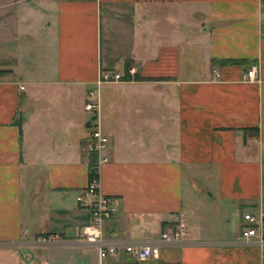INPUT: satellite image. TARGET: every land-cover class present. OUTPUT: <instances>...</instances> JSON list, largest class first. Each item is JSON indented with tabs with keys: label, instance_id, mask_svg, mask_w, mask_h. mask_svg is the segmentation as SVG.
Returning a JSON list of instances; mask_svg holds the SVG:
<instances>
[{
	"label": "crops",
	"instance_id": "1",
	"mask_svg": "<svg viewBox=\"0 0 264 264\" xmlns=\"http://www.w3.org/2000/svg\"><path fill=\"white\" fill-rule=\"evenodd\" d=\"M18 3L17 29L13 12L0 14V264L54 249L90 252L97 264L82 236L90 212L76 201L89 181L86 103L98 105L107 140L99 189L116 204L105 242L159 248L142 264H264L240 239L243 217L264 215V4ZM36 16L42 37L26 25ZM32 33L34 49L21 48ZM104 73L124 80L98 85ZM179 223L185 241L163 242ZM43 236L60 242L36 247Z\"/></svg>",
	"mask_w": 264,
	"mask_h": 264
},
{
	"label": "built area",
	"instance_id": "2",
	"mask_svg": "<svg viewBox=\"0 0 264 264\" xmlns=\"http://www.w3.org/2000/svg\"><path fill=\"white\" fill-rule=\"evenodd\" d=\"M264 4V0H258ZM135 70L128 71L133 76ZM124 80V76L115 73H104L98 80L101 84H117ZM243 80L252 83L256 80V69L251 68L243 77ZM22 90V89H21ZM91 98L93 94L89 95ZM85 111L92 115L89 126V136L85 145V152L95 159V175L89 180L87 187L76 199L77 203L90 212V224L83 228L82 236L85 244L95 249L97 264H105L110 258H117L119 255L132 258L137 264L157 260L160 256L159 248L150 244L139 246H118L108 244L104 241V226L111 220L115 212V202L105 197L99 189V169L109 162L106 157L107 140L96 124L98 105L85 104ZM243 222L246 226L240 232V239L244 245H253L261 251L264 260V215L255 219L253 216L245 215ZM188 237L186 227L179 223L177 227L169 228L161 234V240L166 243L182 244ZM60 239L56 236H43L36 238V247H52L58 244Z\"/></svg>",
	"mask_w": 264,
	"mask_h": 264
},
{
	"label": "rangeland",
	"instance_id": "3",
	"mask_svg": "<svg viewBox=\"0 0 264 264\" xmlns=\"http://www.w3.org/2000/svg\"><path fill=\"white\" fill-rule=\"evenodd\" d=\"M20 0H0V14H6L13 12L15 14V21H11V26L13 25V29L18 28V21L16 20V17L18 19H23V14L21 9L25 8L24 5H20L18 3ZM9 5L8 8L5 10H2L1 7ZM17 15V16H16ZM37 19L32 18V20H38L39 24H32V26L26 22V25L28 27V30H38L40 33L38 36L42 37L43 31H41L42 28L46 26V20L44 18H39V16H36ZM22 25V24H21ZM30 26V27H29ZM31 28V29H30ZM31 38L25 39L24 43L21 41L20 42V47L21 48H26L27 50H33L35 46V42L37 41V38H39L37 35L34 36V33L31 34ZM16 45V44H15ZM14 45V46H15ZM33 54V53H31ZM41 252V259L39 261H36L34 258L28 263V264H96L95 260L93 258V254L90 252H79V253H71L66 250H51L50 252L40 250ZM50 254H53V259L51 262H48L46 259L47 256ZM71 261V262H70ZM21 262L23 264H27V262L24 260L23 257H21ZM68 262V263H67Z\"/></svg>",
	"mask_w": 264,
	"mask_h": 264
},
{
	"label": "trees",
	"instance_id": "4",
	"mask_svg": "<svg viewBox=\"0 0 264 264\" xmlns=\"http://www.w3.org/2000/svg\"><path fill=\"white\" fill-rule=\"evenodd\" d=\"M94 177H96V175H95V159L92 156H89L88 157V179L91 180Z\"/></svg>",
	"mask_w": 264,
	"mask_h": 264
}]
</instances>
